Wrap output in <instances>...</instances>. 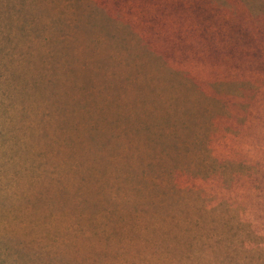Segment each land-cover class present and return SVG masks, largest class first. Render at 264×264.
Instances as JSON below:
<instances>
[{
  "label": "rangeland",
  "instance_id": "rangeland-1",
  "mask_svg": "<svg viewBox=\"0 0 264 264\" xmlns=\"http://www.w3.org/2000/svg\"><path fill=\"white\" fill-rule=\"evenodd\" d=\"M0 264H264V0H0Z\"/></svg>",
  "mask_w": 264,
  "mask_h": 264
}]
</instances>
